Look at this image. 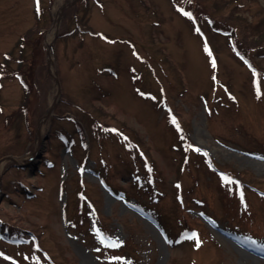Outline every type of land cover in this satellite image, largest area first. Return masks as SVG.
Wrapping results in <instances>:
<instances>
[{"label":"rangeland","instance_id":"374dc122","mask_svg":"<svg viewBox=\"0 0 264 264\" xmlns=\"http://www.w3.org/2000/svg\"><path fill=\"white\" fill-rule=\"evenodd\" d=\"M259 33L264 0H0V264H264Z\"/></svg>","mask_w":264,"mask_h":264},{"label":"trees","instance_id":"16d2710c","mask_svg":"<svg viewBox=\"0 0 264 264\" xmlns=\"http://www.w3.org/2000/svg\"><path fill=\"white\" fill-rule=\"evenodd\" d=\"M229 3V2H228ZM223 25V24H222ZM223 26H225V25H223ZM223 26H220V28H217V29H220V30H224V31H228V29H227V25H226V27H223ZM229 28V27H228ZM229 33H230V35H232V32L231 31H229ZM233 38H234V41H235V45L237 46V48L239 49L238 51L239 52H243V53H245V50H247L246 49V47H245V45H244V39H245V37H243L241 34H240V32H239V29H237V30H235V31H233ZM236 33H239L240 35H239V38L237 39L234 35H236ZM258 39H257V41H259V40H262L263 38H264V34H258V37H257ZM209 163H211V162H209ZM213 164V163H212ZM213 166H214V164H213ZM217 170H219V169H217ZM219 176H222L223 178H225L226 177V175L224 174V173H221V174H219ZM229 186H233V185H231V184H229ZM179 194V193H178ZM179 195H181V194H179ZM181 201V200H180ZM82 203H83V199L82 198H78V202H77V205L79 206V211H80V213H81V210H82ZM181 206H183V204H181ZM5 232H9V233H11L12 231L9 229V228H6L5 229ZM11 234H13V233H11ZM121 246H118V248H120ZM110 249H116L115 247H110ZM46 261L48 262V263H51V264H55L53 261H50L48 258H46ZM50 261V262H49Z\"/></svg>","mask_w":264,"mask_h":264},{"label":"snow or ice","instance_id":"6c2138e0","mask_svg":"<svg viewBox=\"0 0 264 264\" xmlns=\"http://www.w3.org/2000/svg\"><path fill=\"white\" fill-rule=\"evenodd\" d=\"M37 4H39V0H37ZM37 11H39V7H38ZM213 65H214V62H213ZM173 122H175V121H173ZM196 150L199 151V149H196ZM187 238L188 239H196V241H197V245L196 246L199 247V240L197 239L195 233H193L191 236H189ZM113 246H115V245H113Z\"/></svg>","mask_w":264,"mask_h":264},{"label":"bare ground","instance_id":"6f19581e","mask_svg":"<svg viewBox=\"0 0 264 264\" xmlns=\"http://www.w3.org/2000/svg\"><path fill=\"white\" fill-rule=\"evenodd\" d=\"M258 163L260 164V162H257V164H258Z\"/></svg>","mask_w":264,"mask_h":264}]
</instances>
